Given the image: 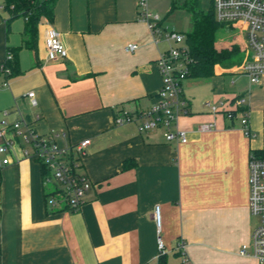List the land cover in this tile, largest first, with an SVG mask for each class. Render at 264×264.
Segmentation results:
<instances>
[{
  "label": "crops",
  "instance_id": "1",
  "mask_svg": "<svg viewBox=\"0 0 264 264\" xmlns=\"http://www.w3.org/2000/svg\"><path fill=\"white\" fill-rule=\"evenodd\" d=\"M8 16L0 14V116L6 109L9 120L26 118L42 135L63 132L61 146L89 138L81 172L92 186L78 209H51L38 164L14 147L0 166V264L258 263L239 249L250 252L256 225L248 158L264 155V74L251 84L237 67L216 66L208 79L183 78L181 88L187 81L197 89L182 88L187 107L177 126L186 140L168 141L161 128L139 132L137 120L114 122L147 108L161 85L156 59L166 46L138 19L136 0H56L50 23L64 57H48L45 18L30 48L22 42L24 18L7 28ZM130 42L134 50L125 49ZM7 46L17 48L20 70L9 77L1 69ZM236 96L245 99L249 134L238 113L224 114ZM218 100L225 105L213 113L205 102ZM204 122L215 126L199 131Z\"/></svg>",
  "mask_w": 264,
  "mask_h": 264
},
{
  "label": "built area",
  "instance_id": "2",
  "mask_svg": "<svg viewBox=\"0 0 264 264\" xmlns=\"http://www.w3.org/2000/svg\"><path fill=\"white\" fill-rule=\"evenodd\" d=\"M212 3L216 20L231 25L234 30L242 33L244 42H240V48L244 52V58L237 68L246 74L251 84L259 83L261 75L264 74V0H212ZM136 7L138 19L147 24L153 41L167 44L156 59L161 85L153 102L147 108L134 113H120L115 116L114 122L121 124L137 120L139 132L161 128L166 140L183 142L186 140V132L177 126L179 114L186 112L187 107L182 95L181 76L188 71V64L191 61L184 35L173 26L170 28L163 26L162 18L150 10L149 0H136ZM44 24L48 57L66 56V48L58 32L48 19H44ZM136 47V43L130 42L126 44L125 49L134 50ZM10 57L8 53L6 59ZM1 69L5 75L9 73L7 67L1 65ZM1 84L2 86L8 84L7 76ZM26 96L31 105L36 104L33 90L26 92ZM205 104L215 113L225 105V102L207 101ZM231 105L234 108L245 107L239 113L240 123L249 134L244 97L236 96ZM230 107L224 111L228 118L233 116ZM7 115L8 110H1L0 154H4V157L0 159V166L10 162L14 147H19L22 156L36 160L44 167L42 184L47 192L46 205L51 209H78L83 202L84 193L92 186L90 179L81 172L82 159L86 154L89 138L61 146L56 139L64 135L63 132L42 135L36 131L32 121L21 117L9 120ZM35 118L37 119L38 115ZM214 126L213 122H204L200 123L197 129L204 131ZM248 182V208L251 215L257 216V223L250 233V252L246 250L248 245L243 244L239 253L251 254L256 258L257 264H264V156L255 152H251L248 158ZM153 218L158 227L160 212L157 205L153 209ZM157 245L159 251H162L160 238L157 239ZM182 264H188L185 258Z\"/></svg>",
  "mask_w": 264,
  "mask_h": 264
},
{
  "label": "trees",
  "instance_id": "3",
  "mask_svg": "<svg viewBox=\"0 0 264 264\" xmlns=\"http://www.w3.org/2000/svg\"><path fill=\"white\" fill-rule=\"evenodd\" d=\"M56 0H3L2 7L9 14L5 20L8 28L9 22L17 17L24 18L22 30V42L27 47H35L38 36V24L42 18L49 21L53 17V8ZM182 8L191 15V28L182 33L184 42L187 46L188 55L191 61L188 64V71L182 75L193 79H208L214 76L215 67L223 69H233L238 67L244 53L236 45L228 46L227 38L219 40L222 33L227 29L224 23L216 20L212 0H209L206 7L200 5V0H170V10ZM11 57L5 59L3 67L9 69L7 76L16 75L20 72L17 60V48L6 47L5 56ZM244 106L232 108L234 116L239 114ZM257 155H261L256 153ZM40 170V177L44 174V167L41 163L34 160ZM44 201H46L47 192L44 190ZM46 204V202H45ZM47 206V205H46ZM158 264H164V259H160Z\"/></svg>",
  "mask_w": 264,
  "mask_h": 264
},
{
  "label": "rangeland",
  "instance_id": "4",
  "mask_svg": "<svg viewBox=\"0 0 264 264\" xmlns=\"http://www.w3.org/2000/svg\"><path fill=\"white\" fill-rule=\"evenodd\" d=\"M3 0H0V4H2ZM209 0H200V5L202 7H206L208 5ZM149 8L152 12L158 14L160 18H162V25L167 26L170 28L173 26L176 30L184 33L190 30L191 28V15L188 11L182 8H177L174 10L169 11L170 9V0H149ZM4 9L0 10V14L2 15ZM226 30L222 33L219 40H222L224 38H227L229 41V45H236L242 53H244L240 46V42H244L242 33L238 30H234V28L230 25H225ZM164 46L167 47V44L162 42ZM240 44V45H239ZM194 85H189L187 81H184L182 83V88L184 90H187L190 92L196 91V87H192ZM196 93V92H195ZM198 97V93H196ZM252 223H257V216L252 215Z\"/></svg>",
  "mask_w": 264,
  "mask_h": 264
}]
</instances>
